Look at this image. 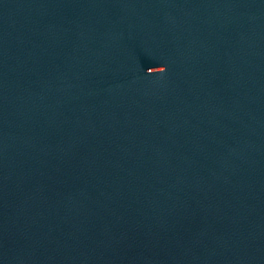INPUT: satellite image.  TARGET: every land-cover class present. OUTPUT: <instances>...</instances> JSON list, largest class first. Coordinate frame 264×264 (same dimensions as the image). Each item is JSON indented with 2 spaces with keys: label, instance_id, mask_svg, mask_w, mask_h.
Masks as SVG:
<instances>
[{
  "label": "water",
  "instance_id": "95a60500",
  "mask_svg": "<svg viewBox=\"0 0 264 264\" xmlns=\"http://www.w3.org/2000/svg\"><path fill=\"white\" fill-rule=\"evenodd\" d=\"M0 264H264V0H0Z\"/></svg>",
  "mask_w": 264,
  "mask_h": 264
}]
</instances>
